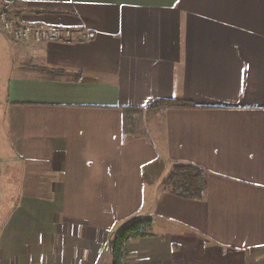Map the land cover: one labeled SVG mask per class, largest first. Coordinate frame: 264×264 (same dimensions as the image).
Instances as JSON below:
<instances>
[{"label":"crops","instance_id":"crops-1","mask_svg":"<svg viewBox=\"0 0 264 264\" xmlns=\"http://www.w3.org/2000/svg\"><path fill=\"white\" fill-rule=\"evenodd\" d=\"M13 4L96 37L17 41L0 25V167L22 169L0 264H113L109 241L136 217L151 234L125 264H264V0ZM155 98L208 107L154 112L125 140L122 108ZM176 163L208 170L202 200L166 190Z\"/></svg>","mask_w":264,"mask_h":264},{"label":"trees","instance_id":"trees-1","mask_svg":"<svg viewBox=\"0 0 264 264\" xmlns=\"http://www.w3.org/2000/svg\"><path fill=\"white\" fill-rule=\"evenodd\" d=\"M47 10H50L49 5H45L40 11ZM10 13L17 19L22 20L20 11L16 9L14 4L11 5ZM207 107L206 105L196 104L193 101L176 98H155L145 107H123L124 139H133L146 133L144 132L145 129L141 131V129L137 128V120L132 117L137 112L144 114L146 111L163 112L169 109H198ZM130 118L133 120H130ZM208 177V170L201 165L194 163H176L165 183L166 190L179 197L202 200L207 192ZM152 222L153 219L151 217H136L124 224L115 233L108 244L113 264H125L127 243L132 239L150 235Z\"/></svg>","mask_w":264,"mask_h":264},{"label":"built area","instance_id":"built-area-1","mask_svg":"<svg viewBox=\"0 0 264 264\" xmlns=\"http://www.w3.org/2000/svg\"><path fill=\"white\" fill-rule=\"evenodd\" d=\"M0 25L13 39L17 41H61L73 42L76 40L87 41L96 37V33L89 29H82L77 37L72 28L59 25L34 26L19 20L10 13L8 6L0 8Z\"/></svg>","mask_w":264,"mask_h":264},{"label":"rangeland","instance_id":"rangeland-1","mask_svg":"<svg viewBox=\"0 0 264 264\" xmlns=\"http://www.w3.org/2000/svg\"><path fill=\"white\" fill-rule=\"evenodd\" d=\"M8 8L10 9V7ZM153 113L154 112L152 111H148L145 112L144 114L138 112L136 113V115L133 114L132 117L136 118L137 120V128L141 129V131H144L145 129L144 132H146L149 131L148 128L149 125L147 124L148 122L152 123L153 127L157 126L155 118L153 117L154 115ZM131 118L130 120H133ZM0 169H1L0 180L8 181L6 183H0V222H1L8 216L11 208L18 202L19 197L22 195V192L15 191L17 187L15 186L12 187L13 181L16 182L18 180L21 182V177L15 176L17 174H15L14 177L12 178V172L16 171L21 173L22 169L20 166V162H2ZM11 189L14 191L11 192Z\"/></svg>","mask_w":264,"mask_h":264}]
</instances>
